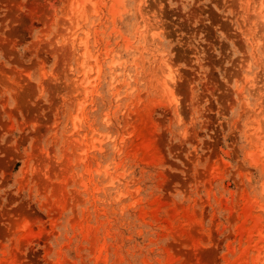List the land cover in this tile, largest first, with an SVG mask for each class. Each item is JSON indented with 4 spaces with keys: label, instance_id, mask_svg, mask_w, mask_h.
I'll return each mask as SVG.
<instances>
[{
    "label": "rangeland",
    "instance_id": "1",
    "mask_svg": "<svg viewBox=\"0 0 264 264\" xmlns=\"http://www.w3.org/2000/svg\"><path fill=\"white\" fill-rule=\"evenodd\" d=\"M72 3L0 0V264H264V0Z\"/></svg>",
    "mask_w": 264,
    "mask_h": 264
},
{
    "label": "bare ground",
    "instance_id": "2",
    "mask_svg": "<svg viewBox=\"0 0 264 264\" xmlns=\"http://www.w3.org/2000/svg\"><path fill=\"white\" fill-rule=\"evenodd\" d=\"M73 3L72 5H69L71 6V10H72V13H71V16L68 18V22L66 21V23H68L66 26V29H74L76 27H78L80 25L81 22H83L85 20V15H86V10H87V6H86V0H72ZM120 3H121V0H120ZM71 4V3H70ZM119 4V3H118ZM95 9V8H94ZM116 9V8H115ZM124 9V8H123ZM114 14V13H113ZM64 23V22H63ZM69 33V32H68ZM155 36V34H154ZM84 38V37H83ZM78 40V39H77ZM143 40V39H142ZM80 44H83V41L79 42ZM82 53V52H81ZM86 55V53L84 54ZM90 55V54H89ZM83 56V54H82ZM88 56V55H87ZM95 57V55L93 56V58ZM87 58V57H86ZM95 62V61H94ZM160 62V61H159ZM83 63L84 62V59H83ZM162 63V62H161ZM159 64V63H158ZM87 66V65H85ZM89 68V66H87ZM85 67V68H87ZM90 69H87L86 71H88ZM84 71V74H86ZM89 72V71H88ZM164 76V75H163ZM161 77V76H160ZM96 83V82H95ZM79 87V86H78ZM82 90V89H81ZM82 106V104H80ZM91 139V138H89ZM68 141V140H67ZM86 150V149H85ZM106 171V170H105Z\"/></svg>",
    "mask_w": 264,
    "mask_h": 264
}]
</instances>
